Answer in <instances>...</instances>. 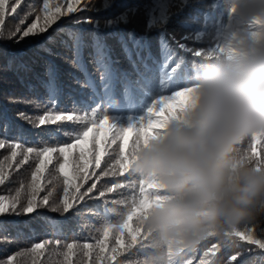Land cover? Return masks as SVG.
<instances>
[{
	"label": "trees",
	"instance_id": "16d2710c",
	"mask_svg": "<svg viewBox=\"0 0 264 264\" xmlns=\"http://www.w3.org/2000/svg\"><path fill=\"white\" fill-rule=\"evenodd\" d=\"M60 2L62 0H52V3ZM83 2L84 0H81V4ZM164 3L166 19L163 23L157 21L149 27L148 21L155 15L154 9ZM42 6L43 0H22L16 13L8 12L5 17V36L21 20L25 21L21 27L31 24ZM66 7L64 3L62 11ZM120 16L124 19L117 20ZM81 17L85 20L90 18L95 23L71 22ZM110 19L115 22L112 25L106 24ZM226 19L227 12L223 0H89L87 10L60 17L46 33L29 36L19 42H16V39H0V122L4 124L0 127V137L33 148H42L45 145L59 147L66 142H72L65 130L78 127L80 122H60L59 127L53 124L33 127L18 115L24 113L34 117L44 114V105L51 107L47 95L50 79H54L58 89L55 103L58 109L65 112L78 106L80 115L87 112L88 118L92 119L91 110L96 109L97 124L105 115L110 121L116 118L119 124H126L129 117L139 119L145 116L146 108L153 100L158 99L159 95H171L173 91H179L185 86L203 56H196L194 53L197 50L205 53L215 48L218 35L216 26H223ZM68 32L77 33L81 38L80 56L76 64L73 63V42L69 39ZM48 37H52L54 42ZM171 37H174V40ZM165 38L168 39L166 50L170 54L167 58L162 52V41ZM96 42L103 46L104 65L109 70L114 96L122 97L126 86L131 90L130 100L122 101L118 107H109L103 103L101 73L104 68L97 63L94 46ZM179 43L184 47H179ZM145 64L148 65L147 69ZM49 69L52 72L51 78L48 75ZM89 80L99 95H94L93 88L87 86L86 81ZM36 104L41 107L37 108ZM96 132L103 134L99 127ZM244 146L247 147V142ZM256 147L257 151L264 155V138L258 137ZM54 155L59 158L58 153ZM74 155L79 158L78 152ZM5 156L10 157L9 151L0 149V161H3ZM35 162L30 158L29 162L17 169L15 161L10 159L8 163L11 167L5 165L2 168L6 178L5 182L0 184V195L13 196L22 183L25 186L30 183ZM80 163L82 166L83 162ZM49 169L55 171L53 165H49ZM99 171L100 169L91 164L86 170L87 174L80 173L84 179L77 178L76 183L81 185V192H86L94 182L98 187L83 200L72 201L74 207L68 213L55 212L50 206H43L29 214L0 215V260L13 256L16 264H33L34 260L36 264H55L57 259H63L52 251L55 245H49L47 251H42V254L36 257L26 250L44 240L59 239L62 242L61 248L64 243L95 244L97 229L106 221L117 223L118 214L122 215L127 211L124 204L117 201L127 199L130 203L132 196V190L125 189L119 193H107L105 198H99L98 192L103 190L106 184L110 186L113 179L101 177L97 180L93 173ZM44 175L48 176V171ZM62 180L63 177H60L59 185H55L53 180V185L56 186L53 193L55 199L65 195ZM118 180L128 182L123 177ZM38 182L45 189L39 193V200L47 194L51 186L47 179L42 178ZM73 191L74 189L70 188V192ZM246 230H250L255 238H264V220L241 227V231ZM111 243H114V240L110 239L109 247ZM143 243L145 247L134 246L119 256L121 264H128L129 261L142 264L149 251L147 242ZM212 243L221 245L217 256L211 258L213 261L220 260L226 264L228 258L236 254L241 264H264V249L235 236L228 242V247L223 246L224 241L209 238L196 251L184 254L183 260L199 264ZM17 253L21 255L17 256Z\"/></svg>",
	"mask_w": 264,
	"mask_h": 264
},
{
	"label": "clouds",
	"instance_id": "9594fccd",
	"mask_svg": "<svg viewBox=\"0 0 264 264\" xmlns=\"http://www.w3.org/2000/svg\"><path fill=\"white\" fill-rule=\"evenodd\" d=\"M223 3L227 19L184 86L186 103L131 159L154 186L135 204L148 237L142 264H179L209 238L264 220V155L251 150L264 138V0Z\"/></svg>",
	"mask_w": 264,
	"mask_h": 264
},
{
	"label": "snow or ice",
	"instance_id": "6c2138e0",
	"mask_svg": "<svg viewBox=\"0 0 264 264\" xmlns=\"http://www.w3.org/2000/svg\"><path fill=\"white\" fill-rule=\"evenodd\" d=\"M22 3V0H0V39H16V42L23 40L29 36H37L46 33L48 29L56 23L62 16H67L69 13L82 12L88 9L89 0H84L81 4V0H62L60 3H52V0H43V6L38 9L36 19L26 27L25 21L21 20L20 23L12 30H9L7 35L4 34L5 17L10 12L15 14L17 8ZM66 3L67 7L62 11L63 4ZM75 5H80L76 7ZM107 6V3L105 4ZM152 16L148 21V26L151 27L157 21L161 23L166 19L165 17V3L159 8L154 9ZM124 17H117V20H123ZM82 21L88 23H95V21L88 18L81 17L80 19H73L72 23H81ZM114 20H107L106 24L112 25ZM58 31L60 29H57ZM69 39L72 40L74 50L73 63L76 64L79 61L81 38L79 34L68 32ZM52 41V37H48ZM174 40V37H171ZM54 42V41H52ZM62 43H64L62 41ZM97 63L103 66L104 71L101 73V85L103 88V103L109 107H118L120 103L130 100L131 90L127 86L123 90V95L120 98L114 96L112 92L111 77L109 70L104 65V52L103 46L99 42L95 43ZM168 47V39L165 38L162 41V52L167 58L170 56L166 50ZM179 47L183 48L184 45L179 43ZM196 56L204 55V52L197 50L194 53ZM135 67V66H134ZM145 68L148 65L145 64ZM48 75L51 78L52 72L49 69ZM87 86L93 88V94L99 95L95 91L94 84L89 80L86 81ZM190 89L181 88L179 91H173L171 95H159L158 99L152 101L151 105L146 108V115L139 119L129 117L127 123L119 124L116 118L112 121L109 120L107 115L99 119L97 124V110L92 109V119L88 118L87 112L84 115H80L81 111L78 106H74L71 110L65 112V110L58 109L55 103L58 97V89L55 86L54 79H50L47 85L48 100L51 103V107L44 105V114L38 116H26L24 113L18 115L22 119H26L33 127H40L47 124L60 125V122H80L78 127L65 130L69 134L71 143H64L63 146H48L45 145L42 148L25 147L23 143L11 142L3 137H0V149H7L10 153L9 156H5L3 161H0V184L5 182V175L2 173V168L7 165L11 159L15 161V167L18 169L22 164L29 162L30 158L34 159L35 170L31 173V182L26 186L21 184L20 189L17 190L13 196L0 195V215L4 214H29L34 212L38 207L50 206L52 211L68 213L73 207L74 200H83L85 196L92 193L94 189H97V183H92L87 188L86 192H81V185L76 183L77 178L81 180L84 177L80 176V173H86V170L91 164H94L96 169H100L99 173H93L96 175L97 180L101 177H112L110 186L105 185L104 189L98 192L99 198H105L107 193H119L125 189L132 190V196L130 203L127 199L122 202L125 208L132 209L127 212V215L118 214V222L112 223L106 221V223L97 229L98 236L95 244L84 243L83 245L73 242L64 243L62 248L60 247L62 242L59 239L56 240H44L32 245L31 249L26 250L31 252L33 257L42 254V251H47L49 245H55L53 252L57 257H63V259H57L55 264H121L118 259L125 251L139 245L145 247L143 242H147L148 237L143 229L139 226L137 221V215L140 209L135 207L138 200H141L150 191L154 189L153 185H146L131 171V159L134 156V151L138 147L139 141L147 135H155L153 129L162 128L163 125L160 120H167L169 116L175 117L176 113L181 110L187 100V92ZM37 108H40V104H36ZM3 122H0V127H3ZM99 127L102 130V135L96 132V128ZM257 137L252 140V152H254L257 158L261 157V153L257 151L256 143ZM112 145H117L113 148ZM94 146V147H93ZM79 153L77 159L74 153ZM58 153L59 158L54 154ZM34 154V155H33ZM17 157H22L17 159ZM62 158V160L60 159ZM55 161V164L53 162ZM83 162L81 166L80 162ZM49 165H53L55 171L49 169ZM58 166V167H57ZM48 171V176H45V172ZM58 173V175H57ZM51 177V179L49 178ZM60 177H63V193L65 194L60 199H55L53 193L56 191L55 185L61 183ZM119 177H123L125 181L120 182ZM47 179L48 184L51 186L47 190V194L43 195L38 200L39 193L45 189L38 182L41 179ZM131 178V180H129ZM70 188L74 189L70 192ZM79 193V195H77ZM51 201V204L49 202ZM106 211H111L107 210ZM55 228V225H53ZM247 233V234H246ZM235 237H239L241 240H246L249 244L258 246L259 249H264V238H255L250 230L238 231ZM216 238V237H212ZM110 239L114 240V243L110 244ZM218 239V238H217ZM230 240H224V247L229 246ZM221 245L218 243H212L208 251L204 253V256L200 259L199 264H224L223 261L215 260L211 258L217 256ZM99 249V251H96ZM107 253V255H105ZM21 255L17 253V256ZM73 257H76L73 259ZM0 264H16L13 256L7 257L5 260H0ZM33 264H36L35 260ZM128 264H133L129 261ZM139 264V262H136ZM179 264H193V261H184L183 258ZM226 264H241L238 255H231Z\"/></svg>",
	"mask_w": 264,
	"mask_h": 264
}]
</instances>
